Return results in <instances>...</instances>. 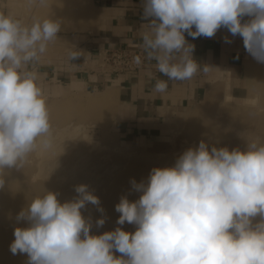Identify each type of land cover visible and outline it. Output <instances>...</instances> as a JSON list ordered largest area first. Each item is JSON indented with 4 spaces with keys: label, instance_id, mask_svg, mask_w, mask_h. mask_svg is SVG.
<instances>
[{
    "label": "clouds",
    "instance_id": "1",
    "mask_svg": "<svg viewBox=\"0 0 264 264\" xmlns=\"http://www.w3.org/2000/svg\"><path fill=\"white\" fill-rule=\"evenodd\" d=\"M143 15L148 23L142 47L168 78L157 79L155 92L165 93L168 80L188 81L209 71L193 59L185 32L193 39L211 38L226 28L264 63V0H144ZM60 30L51 18L25 25L0 13V188L5 168H20L33 151L54 148L38 75L26 69ZM79 56L69 53L70 60ZM131 185L139 199L122 196L115 211L116 223L133 224L134 232L117 227L90 234L91 218L81 210L88 203L104 209L88 185L80 184L77 196L63 203L55 192L35 196L17 215L28 226L14 229L10 251L27 254V264H264V143L229 150L209 148L202 140L173 166L155 167L146 182ZM95 223L102 227L105 219Z\"/></svg>",
    "mask_w": 264,
    "mask_h": 264
},
{
    "label": "rangeland",
    "instance_id": "2",
    "mask_svg": "<svg viewBox=\"0 0 264 264\" xmlns=\"http://www.w3.org/2000/svg\"><path fill=\"white\" fill-rule=\"evenodd\" d=\"M90 3L91 0H47L46 4L39 0H0V5L25 25L34 19L60 22L58 38L49 42L43 54L46 60L50 52L61 56L65 38L83 29L92 15ZM40 83L50 114L54 148L33 151L20 168H5L0 198L10 213L3 217H10L12 212L18 215L35 196L48 191L57 193L61 203L72 200L77 196L75 186L86 184L104 209L101 213L88 203L81 210L85 218H91L90 234L101 235L117 227L134 232L135 225L116 223L120 214L115 211L122 196L130 201L139 199L132 180L146 182L153 168L173 166L185 150L193 148L190 142L198 147L203 140L209 148L229 150H246L253 141L264 143V63L257 62L246 50L236 72H227L191 109L171 114L165 125L148 132H125L114 110V91L93 92L77 83L60 84L48 78ZM8 217L0 219V264H27V254L14 255L10 251L14 229L27 227V222ZM100 218L105 223L97 227L95 221ZM260 219L259 215L253 218V224Z\"/></svg>",
    "mask_w": 264,
    "mask_h": 264
},
{
    "label": "crops",
    "instance_id": "3",
    "mask_svg": "<svg viewBox=\"0 0 264 264\" xmlns=\"http://www.w3.org/2000/svg\"><path fill=\"white\" fill-rule=\"evenodd\" d=\"M90 4L92 15L86 19L83 29L65 38L61 46L64 53L58 57L50 52L47 60L42 55L26 70L37 73L38 86L42 84L41 80L48 78L60 84L77 83L80 88L93 92L106 91L108 94L114 91L111 98L116 105L113 109L125 132L159 129L168 122L171 114L191 109L210 86L224 79L227 72H236L241 65L246 50L243 39L239 35L232 36L222 27L211 38L201 36L193 39L185 32L186 41L194 45L193 59L202 66H208L209 71L198 72L188 81L168 80L169 87L165 93L155 92L154 86L157 79L168 78L156 71V62L148 60L145 51L146 65L140 71L112 75L100 66L97 52L118 47L139 46L143 49L141 33L147 29L148 23L143 15L144 0H91ZM0 13L13 17L2 5ZM225 37L230 42H226ZM73 51L79 52L80 56L70 60L69 53Z\"/></svg>",
    "mask_w": 264,
    "mask_h": 264
},
{
    "label": "built area",
    "instance_id": "4",
    "mask_svg": "<svg viewBox=\"0 0 264 264\" xmlns=\"http://www.w3.org/2000/svg\"><path fill=\"white\" fill-rule=\"evenodd\" d=\"M100 66L112 75L135 74L145 67V53L141 47H118L99 50ZM139 58V63H137Z\"/></svg>",
    "mask_w": 264,
    "mask_h": 264
},
{
    "label": "bare ground",
    "instance_id": "5",
    "mask_svg": "<svg viewBox=\"0 0 264 264\" xmlns=\"http://www.w3.org/2000/svg\"><path fill=\"white\" fill-rule=\"evenodd\" d=\"M190 146L193 147V148H196V147H197V144H196L195 142H190ZM5 179H6V178H4V180H5ZM5 181H6V180H5ZM5 209H6V210H5ZM7 209H9L8 206H6L5 204H3V201H2L1 198H0V219H1V218H6V217H8V216L3 217V215H6L7 213H10V212H7ZM10 217H14V218H16V217H17L16 212H12V215H11ZM10 217H8V218H10Z\"/></svg>",
    "mask_w": 264,
    "mask_h": 264
}]
</instances>
